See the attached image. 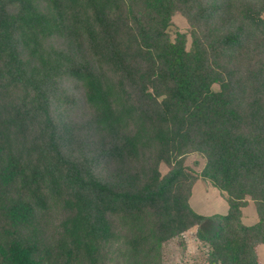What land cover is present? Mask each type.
Returning a JSON list of instances; mask_svg holds the SVG:
<instances>
[{"label":"trees","instance_id":"trees-1","mask_svg":"<svg viewBox=\"0 0 264 264\" xmlns=\"http://www.w3.org/2000/svg\"><path fill=\"white\" fill-rule=\"evenodd\" d=\"M191 229L264 264V0H0V264H167Z\"/></svg>","mask_w":264,"mask_h":264},{"label":"rangeland","instance_id":"rangeland-1","mask_svg":"<svg viewBox=\"0 0 264 264\" xmlns=\"http://www.w3.org/2000/svg\"><path fill=\"white\" fill-rule=\"evenodd\" d=\"M172 28L185 31L188 28L185 18L178 12L172 17ZM204 160L198 154H190L186 158V164L194 173H199ZM166 171V166L161 165V172ZM242 208V221L253 223L257 219L255 206L250 198ZM192 208L202 214H224L227 211V202L221 192L214 187L209 180L197 177L190 198ZM195 230H188L183 234L184 246L178 240L173 239L164 245L167 264H203V256L200 252V243L195 238ZM259 258L264 262V247H259Z\"/></svg>","mask_w":264,"mask_h":264}]
</instances>
